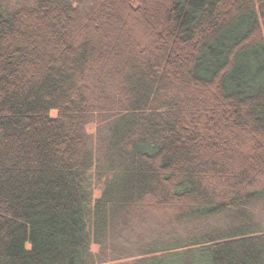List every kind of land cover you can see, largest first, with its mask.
<instances>
[{
    "label": "trees",
    "instance_id": "obj_1",
    "mask_svg": "<svg viewBox=\"0 0 264 264\" xmlns=\"http://www.w3.org/2000/svg\"><path fill=\"white\" fill-rule=\"evenodd\" d=\"M0 264H264V0H0Z\"/></svg>",
    "mask_w": 264,
    "mask_h": 264
},
{
    "label": "rangeland",
    "instance_id": "obj_2",
    "mask_svg": "<svg viewBox=\"0 0 264 264\" xmlns=\"http://www.w3.org/2000/svg\"><path fill=\"white\" fill-rule=\"evenodd\" d=\"M139 19L140 20L137 19L136 21H135V19H131L128 22L129 23L128 24L129 25L128 34L130 35V39H132V40L134 39L135 43L138 42L140 45H144L146 43H152V42H154L153 41L154 38L151 37V35L149 33V29H148L149 26L148 25L146 26L144 23L141 22L143 20L142 13H140V18ZM119 45L120 44H118V46ZM114 68H115V66H114ZM101 80L102 79H100L99 81H101ZM94 129L95 128L93 126V128H91L90 130L91 131H94ZM93 251H97V247L96 246H93Z\"/></svg>",
    "mask_w": 264,
    "mask_h": 264
}]
</instances>
